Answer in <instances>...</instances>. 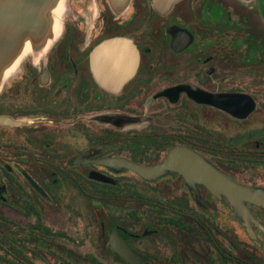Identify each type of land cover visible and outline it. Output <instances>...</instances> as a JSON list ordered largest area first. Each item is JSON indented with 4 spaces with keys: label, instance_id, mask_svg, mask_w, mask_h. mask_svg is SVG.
Wrapping results in <instances>:
<instances>
[{
    "label": "flooded vegetation",
    "instance_id": "obj_1",
    "mask_svg": "<svg viewBox=\"0 0 264 264\" xmlns=\"http://www.w3.org/2000/svg\"><path fill=\"white\" fill-rule=\"evenodd\" d=\"M68 8L0 89V264H264L202 165L264 189V0Z\"/></svg>",
    "mask_w": 264,
    "mask_h": 264
},
{
    "label": "water",
    "instance_id": "obj_2",
    "mask_svg": "<svg viewBox=\"0 0 264 264\" xmlns=\"http://www.w3.org/2000/svg\"><path fill=\"white\" fill-rule=\"evenodd\" d=\"M69 0H0V89L4 81L27 57H43L60 37ZM118 41L105 42L102 56L122 47ZM119 57H134L131 48L119 51ZM205 178L210 185L243 208V201L264 207V189L244 186L210 164L203 162ZM158 169L148 170L156 173ZM212 182V183H211Z\"/></svg>",
    "mask_w": 264,
    "mask_h": 264
}]
</instances>
